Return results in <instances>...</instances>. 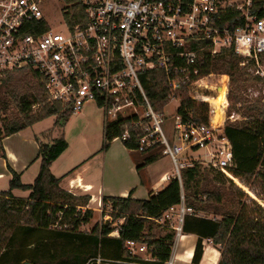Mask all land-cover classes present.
I'll list each match as a JSON object with an SVG mask.
<instances>
[{
    "label": "trees",
    "instance_id": "trees-1",
    "mask_svg": "<svg viewBox=\"0 0 264 264\" xmlns=\"http://www.w3.org/2000/svg\"><path fill=\"white\" fill-rule=\"evenodd\" d=\"M64 1L62 18L70 25L83 22L84 5L81 0ZM252 12L264 13V1L254 0ZM39 23L40 31L45 29V22ZM261 59L264 61V54ZM242 62L243 58L233 49H222L213 57L206 54L197 64L198 76L212 73L228 76L225 113L241 117L240 120L228 118L223 125V135L232 150L230 178L238 179L244 191L243 185L259 196L264 194V170L259 169L264 167V77L253 74V62L248 61L241 66ZM146 74L149 80L142 79L146 97L154 111L162 113L169 103L164 74L159 69L148 70ZM250 87L258 88L256 96H247ZM34 103L38 104L36 112L31 109ZM11 106L15 113H11L8 119L3 118L0 141L51 116L55 117L51 129L62 128L72 115L61 103L46 99L42 78L26 68L0 75V112L7 114ZM176 112L184 120L204 124L208 121L207 104L195 105L187 95L186 87L180 94ZM136 118L130 115L104 120L101 150H105L126 129L129 139L122 143L127 149L135 150L137 140L143 134L141 125L133 124ZM36 141L40 166L34 181L23 184L19 174L9 168L12 177L8 189L0 191V264H95L93 259L98 256L128 259L125 249L128 240L146 244L158 264H163L169 257L173 235L164 227L165 233H152V225L160 227L153 219L160 217L170 206L179 204L181 195L185 207L193 211L184 217L182 231L194 233L200 239L195 248L194 262L201 256V239L208 238L220 246L219 264H264V213L259 206L251 209L244 199L254 204L255 201L220 171L202 168L194 162L180 170L181 184L171 178L162 190L150 194L147 199H133L130 195L102 197V202L111 206L112 219H123L116 226L119 237H111L108 236L114 229L111 222L96 224L88 232L80 229L93 215L91 209L82 211L89 202V196L73 195L63 190L59 186L60 178L50 171L51 163L67 148L63 136L50 143L39 142L37 137ZM157 152L155 156L147 157L143 165L162 155ZM0 156L4 157L1 143ZM12 189L29 193L24 199L16 198ZM252 198L257 201L255 196Z\"/></svg>",
    "mask_w": 264,
    "mask_h": 264
},
{
    "label": "built area",
    "instance_id": "built-area-1",
    "mask_svg": "<svg viewBox=\"0 0 264 264\" xmlns=\"http://www.w3.org/2000/svg\"><path fill=\"white\" fill-rule=\"evenodd\" d=\"M45 1L0 0V75L23 68L35 72L42 78L46 99L61 103L71 114L81 113L87 102H93L106 121L137 116L133 124L141 125L143 134L135 150L158 149L169 157L172 174L165 176L167 181L175 178L181 184L180 170L194 162L230 178L231 145L224 135L215 134L218 127L211 124L212 115L204 124L176 114L172 130L178 142L171 141L162 126V113L149 104L142 79L148 81L146 72L159 69L169 100L178 99L180 104L186 87L190 99L201 100L214 112L211 103L202 99L203 92L215 93L225 86L226 97L228 76L222 74L219 83L205 85L199 95L196 86L205 76H198L197 64L203 56L233 49L243 58L241 66L251 61L254 74L264 77V13L252 12L254 0H81L84 21L70 25L62 18L55 29L44 17ZM40 21L45 22L41 31ZM37 107L31 105L32 110ZM228 118L237 117L233 113ZM115 139H129L128 130ZM195 148L205 152L198 160H189ZM183 200L181 195L179 204L153 219L173 235L163 264H173L184 217L193 213ZM112 227L108 236L119 237ZM125 249L128 259L98 256L93 262L158 264L144 243L128 240Z\"/></svg>",
    "mask_w": 264,
    "mask_h": 264
},
{
    "label": "crops",
    "instance_id": "crops-1",
    "mask_svg": "<svg viewBox=\"0 0 264 264\" xmlns=\"http://www.w3.org/2000/svg\"><path fill=\"white\" fill-rule=\"evenodd\" d=\"M225 108V107H222ZM222 125L225 121V111ZM55 120V119H54ZM39 123V122H37ZM26 129L3 137L0 141L4 157L0 156V191L8 189L12 177L9 168L19 174L23 184H31L40 166L38 142L50 143L56 137H46V130ZM54 124V122H53ZM53 132V131H52ZM103 128L99 134L85 139L79 148L67 142V148L51 163V173L60 178L59 186L73 195H88L86 208L91 209L95 202L98 205L102 197H127L133 199H147L150 194L162 190L168 181L166 175L172 174V163L169 157L158 155L153 162L143 165L147 157H153L158 149L146 152L127 149L118 139H113L105 150H101ZM193 152L188 157L195 159ZM189 159V160H192ZM166 185H164V183ZM16 198H26L29 191L12 189ZM82 208V210H84ZM106 217L107 214L105 215ZM201 217L210 218V216ZM198 235L183 232L174 249L173 264H219L220 246L211 239H201L202 252L197 262L193 261Z\"/></svg>",
    "mask_w": 264,
    "mask_h": 264
},
{
    "label": "rangeland",
    "instance_id": "rangeland-1",
    "mask_svg": "<svg viewBox=\"0 0 264 264\" xmlns=\"http://www.w3.org/2000/svg\"><path fill=\"white\" fill-rule=\"evenodd\" d=\"M264 1V0H263ZM65 1L64 0H46L44 2V6H43V13H44V17L47 19L50 27L52 29L57 28V26L60 24H62V13H63V9L65 8ZM248 62V61H247ZM247 62H244L245 64ZM253 74H254V67H253ZM221 75L222 74H216V73H212L209 74L205 77H203V79L198 83V85L196 86V88L198 89V94L200 95L201 93V89L204 88L205 85H213L216 83L220 82L221 79ZM255 75V74H254ZM226 78V77H225ZM221 89L218 90V92H220ZM258 88L255 87H250L247 90V96L248 97H252V96H256L258 94ZM204 96L209 97V102L213 103L215 105L216 108L221 107V105L223 103H225L226 101V97H224L223 99H218V95L215 94L210 91V92H203ZM262 94H263V87H262ZM214 97H210L213 96ZM264 95V94H263ZM195 105H199L201 103H203L201 100H192ZM179 107V101L178 99H171L169 100V103L164 107L163 112H162V126L164 129L165 134L168 136V138L171 139V141L177 143L178 140H176L175 135L173 134V130H172V125H173V121L174 118L177 114V108ZM225 108H222L224 111L226 110L227 104H224ZM37 110H32V112H36ZM11 113H15V109L13 106L10 107L9 111L7 114L1 113L0 112V137L3 135V130H2V123H3V118L5 117L6 119L11 117ZM141 113V111L139 112ZM222 110L219 109L215 112V116L213 118L214 121H218L221 120V118L223 117L224 119V114H222ZM209 114L214 115V112L211 110L210 112L208 111V116ZM230 116V115H229ZM211 117V120H212ZM235 117H237L236 119H241V117L237 114H235ZM55 117L51 116L49 118H46L42 121H40L39 123H37L34 126V130H46L48 128H51L53 126V122H54ZM228 119L227 114L225 113V120ZM105 120V116L104 113L99 110L96 106L95 103L93 102H87L81 113H77V114H72L68 121L65 123V125L62 128H53L51 130H48L44 133V135L46 137H49L50 134L52 133L53 137H56L58 134L62 135L63 138L65 139L66 142H69L70 145H74L75 147L79 148L80 146L83 145L85 139H89L90 137L99 134L103 128V122ZM223 122V120H222ZM222 122L220 123L222 125ZM225 122V121H224ZM212 123V121H211ZM213 124V123H212ZM218 125L217 127H220L221 125ZM214 125V124H213ZM224 125V124H223ZM31 128H27L26 131H30ZM53 131V132H52ZM215 134L216 135H223V127L221 128H217L215 130ZM59 135V136H60ZM121 141L119 140V143ZM205 152V149L200 148L196 151L193 152V155H200L195 156V161L198 160L202 153ZM189 152L185 153L186 155ZM196 157H198L196 159ZM190 159V158H189ZM192 159V158H191ZM202 168L205 169H209L208 167H204L201 166ZM264 170L263 168H259ZM234 178V177H233ZM231 181H233L240 189L241 191L248 196L250 199H252L253 201H255L254 203H251V201H249L248 199H244L245 201H247L248 206L251 209H255L258 206L261 207V211L262 213H264V194H260L259 196L254 195L253 191H251V188L244 186L243 187L246 189V191H244L239 185L240 182L238 179H231L229 178ZM167 182L164 183V185H166ZM258 191V190H257ZM253 194V195H252ZM252 196H255L257 198V201L252 198ZM24 199V198H22ZM97 202H95L94 204H92L91 210L93 212L92 218L90 219V221L86 224L81 226V230L88 232L94 225H103L106 222H111L112 226H118L120 223L123 222V219H112L111 217V206L108 202L103 203L101 200V207L96 205ZM88 205V204H87ZM85 209H88L85 207ZM83 211V210H82ZM259 211V210H258ZM259 213H261L259 211ZM107 214V219L105 220L104 217ZM203 216H210L209 214H201ZM163 227H158L156 225H152V233L155 234H160V233H165V230L162 229ZM101 264H105V263H101Z\"/></svg>",
    "mask_w": 264,
    "mask_h": 264
},
{
    "label": "bare ground",
    "instance_id": "bare-ground-1",
    "mask_svg": "<svg viewBox=\"0 0 264 264\" xmlns=\"http://www.w3.org/2000/svg\"><path fill=\"white\" fill-rule=\"evenodd\" d=\"M219 89H221L220 90V92H218V90ZM215 94H217L219 97H218V99L220 100L221 99V97L222 98H224L225 97V86H221V87H219L218 89H217V91L214 93V95ZM214 95L213 96H210V97H214ZM202 99H204V100H206V101H209V97H206V96H202ZM224 100V99H223ZM211 103V102H210ZM224 104L225 103H223L222 105H221V107H223L224 106ZM211 105L213 106V108H214V115H213V117H212V123L214 124H212L215 128H217V126L222 122V120H223V117L221 118V120H218V121H214L213 120V118H214V116H215V112L217 111V110H219V109H221V107H218V108H216L215 107V105L213 104V103H211ZM223 114V113H222ZM221 125V124H220Z\"/></svg>",
    "mask_w": 264,
    "mask_h": 264
},
{
    "label": "water",
    "instance_id": "water-1",
    "mask_svg": "<svg viewBox=\"0 0 264 264\" xmlns=\"http://www.w3.org/2000/svg\"><path fill=\"white\" fill-rule=\"evenodd\" d=\"M24 264H30V263H24Z\"/></svg>",
    "mask_w": 264,
    "mask_h": 264
}]
</instances>
